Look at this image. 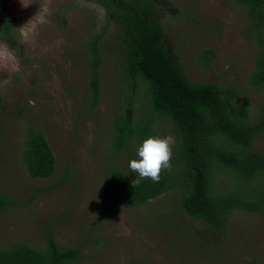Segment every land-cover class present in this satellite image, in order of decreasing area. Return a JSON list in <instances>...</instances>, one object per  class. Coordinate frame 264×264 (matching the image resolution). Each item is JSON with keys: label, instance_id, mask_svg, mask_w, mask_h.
Listing matches in <instances>:
<instances>
[{"label": "rangeland", "instance_id": "obj_1", "mask_svg": "<svg viewBox=\"0 0 264 264\" xmlns=\"http://www.w3.org/2000/svg\"><path fill=\"white\" fill-rule=\"evenodd\" d=\"M153 1L162 8L155 21L164 31L163 45L185 77L235 84L255 113L260 94L248 84V75L257 47L244 6L236 0ZM0 3L19 34L17 48L0 39V190L19 202L0 212V249L18 243L40 249L51 233L59 244L82 249L77 264H264V217L259 214L236 211L227 229L218 231L188 217L175 191L136 209L113 207L101 197L107 135L121 108L117 56L109 46L118 39L116 23L103 42L96 109L89 110L87 102L86 44L104 22L101 6L88 0ZM24 29H31L28 39L21 34ZM206 48L216 55L210 66L202 67L196 60ZM135 101L128 117L142 114L147 104L143 93ZM28 125L43 132L55 155L50 178L27 175L21 150ZM155 131L172 137V154L175 139L167 122L160 119ZM137 146L133 142L117 156L124 178L138 176L128 167ZM253 146L264 152V136Z\"/></svg>", "mask_w": 264, "mask_h": 264}, {"label": "trees", "instance_id": "obj_2", "mask_svg": "<svg viewBox=\"0 0 264 264\" xmlns=\"http://www.w3.org/2000/svg\"><path fill=\"white\" fill-rule=\"evenodd\" d=\"M104 10L101 28L86 44L89 110L98 105L101 86L103 42L109 26L119 27L112 54L117 56V95L120 110L107 135L106 163L99 191L113 207L136 209L162 194L175 191L180 209L191 219L211 229L225 231L236 211L264 217V152L254 148L264 136V0H236L245 8V19L257 47L248 84L260 94L255 113L235 84L219 86L213 82L188 80L181 65L165 49L164 31L155 21L162 8L153 0H88ZM0 39L14 48L18 32L11 18L2 13ZM216 52H199L197 64L208 67ZM144 90V92H141ZM140 93L147 99L142 114L128 117ZM4 103L0 94V108ZM167 122L174 135L170 169L159 174L158 182L149 178H124L117 156L131 143L137 145L155 131L159 120ZM21 159L32 180L47 179L56 170L55 155L45 135L28 125L23 139ZM131 158L129 159V161ZM17 198L0 190V212L18 205ZM82 249L59 244L51 233L45 235L40 249L18 243L0 249V264H77Z\"/></svg>", "mask_w": 264, "mask_h": 264}, {"label": "clouds", "instance_id": "obj_3", "mask_svg": "<svg viewBox=\"0 0 264 264\" xmlns=\"http://www.w3.org/2000/svg\"><path fill=\"white\" fill-rule=\"evenodd\" d=\"M47 11L45 7L43 13L46 14ZM40 19L43 20V14ZM30 31L31 29H24L21 34L28 39ZM173 143L170 136H149L143 139L137 146L136 157L129 161L128 167L140 178H149L153 182H158L161 169L169 167Z\"/></svg>", "mask_w": 264, "mask_h": 264}]
</instances>
